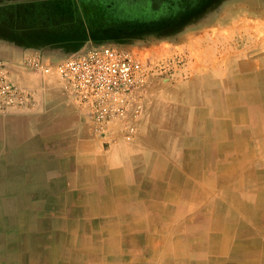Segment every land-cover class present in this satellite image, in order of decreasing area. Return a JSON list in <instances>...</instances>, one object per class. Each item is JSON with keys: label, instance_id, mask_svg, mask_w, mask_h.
<instances>
[{"label": "crops", "instance_id": "1", "mask_svg": "<svg viewBox=\"0 0 264 264\" xmlns=\"http://www.w3.org/2000/svg\"><path fill=\"white\" fill-rule=\"evenodd\" d=\"M75 4L0 0V60L41 95L0 114V264H264V0H210L107 40L154 65L130 140L115 124L97 134L55 67L19 64L94 41L66 36ZM51 5L68 18L46 21Z\"/></svg>", "mask_w": 264, "mask_h": 264}, {"label": "built area", "instance_id": "2", "mask_svg": "<svg viewBox=\"0 0 264 264\" xmlns=\"http://www.w3.org/2000/svg\"><path fill=\"white\" fill-rule=\"evenodd\" d=\"M181 66L184 56L160 63ZM9 61L0 60V114L27 111L40 100L36 89L20 87L12 79ZM19 64L38 74L57 69L63 91L89 112L94 131L107 136L119 125L130 140L146 108L148 83L154 65L113 42H89L61 58H48L39 50L25 52ZM107 144H109L107 142Z\"/></svg>", "mask_w": 264, "mask_h": 264}, {"label": "trees", "instance_id": "3", "mask_svg": "<svg viewBox=\"0 0 264 264\" xmlns=\"http://www.w3.org/2000/svg\"><path fill=\"white\" fill-rule=\"evenodd\" d=\"M94 0H79V5L80 8L77 4H75V12L77 13L76 17L73 18L72 26L73 29L71 30V34L66 35L69 38H75V36H80L83 34V36H90L94 41L96 42H103L107 41L110 39L114 40H124V38H129L132 36L131 34H121L122 32L129 31L127 30L128 28H139L142 29V31L146 30H151V29H157L160 28L161 25L163 24H176L180 23L181 20L179 21L178 19L174 18L173 20H168V17L172 16H178L180 13H183L184 11L182 8L184 7V4H170L166 3L165 5L159 9L158 11L154 12L155 10H152V14H157L160 15V18H152L149 19V21H144L145 19L142 20H133L131 21L130 19H125L127 20L126 22L124 21H119L117 17H113V15L107 11L106 8L100 9V7H96L95 4L93 3ZM169 1V0H168ZM140 4L139 2L136 1V4ZM108 5V4H104ZM145 7L144 5H142ZM61 7H56V6H47L45 7V18L46 21L47 19H51L52 21L54 20H60L65 21L64 19L68 18L65 16L64 12H62L63 15L58 16V11ZM72 8V7H70ZM102 8V7H101ZM203 8V6L201 7ZM96 10V11H95ZM40 11V10H39ZM65 11V10H64ZM52 14H48V13ZM70 12H72L70 10ZM95 12H104L106 16L109 19V23L106 27L104 28H98L101 23L95 22L93 20L92 13ZM69 14V13H68ZM15 14L13 15L15 19ZM84 19V20H83ZM107 20V18H105ZM72 20V19H71ZM114 20L118 23H127V27L125 29H120V28H115L112 27L111 24L114 23ZM137 21V22H136ZM66 24V23H65ZM30 27L32 26L31 24L29 25ZM138 26V27H137ZM135 34V33H133Z\"/></svg>", "mask_w": 264, "mask_h": 264}, {"label": "rangeland", "instance_id": "4", "mask_svg": "<svg viewBox=\"0 0 264 264\" xmlns=\"http://www.w3.org/2000/svg\"><path fill=\"white\" fill-rule=\"evenodd\" d=\"M136 1L139 2L140 4L138 3L136 4ZM97 2L98 0L93 1L94 4ZM165 2L170 3L171 1L170 0L169 1L168 0H101L100 1L99 0L100 4H95V6L100 7L102 11L104 8H106V12L109 11L113 15V17H117L118 19H120L119 21L126 22L127 20L125 19H130L131 21L145 19L144 21H149V19H152V18H156V19L160 18V15L152 14V10H155L154 12L158 11L165 5ZM104 4H108V5L104 6ZM142 5H144L145 7H143ZM202 6H203V3L197 6L196 5L191 6L189 4L187 8L185 7L182 8V10L184 11L183 13H180L178 16L168 17V20H173L174 18H176L179 21L181 20L182 22L189 15L195 14L198 11H200L202 9L201 8ZM92 16L95 22L101 23L100 26L98 27L100 29L106 27L109 23V19L104 12L102 13L95 12V13H92ZM105 18H107V20ZM176 24H179V23H176ZM127 25H128L127 23H120V22L117 23L115 20H114V23L111 24L112 27L120 28V29H125ZM170 25H173V24H163L161 25L160 28H165ZM127 30L129 31H126L124 33L122 32L121 34L125 35V34H133V33L142 32V29H139V28H128ZM176 55H179V54H175L172 57L166 58V60L173 59V57H175ZM145 61H148V58H146ZM177 67H180V66L172 62L171 64L166 65V67L163 69H168V73H171L173 72V69Z\"/></svg>", "mask_w": 264, "mask_h": 264}, {"label": "flooded vegetation", "instance_id": "5", "mask_svg": "<svg viewBox=\"0 0 264 264\" xmlns=\"http://www.w3.org/2000/svg\"><path fill=\"white\" fill-rule=\"evenodd\" d=\"M170 4H184V7L187 8L188 5L190 4L191 6H194V5H199L201 3H206L210 0H170Z\"/></svg>", "mask_w": 264, "mask_h": 264}, {"label": "bare ground", "instance_id": "6", "mask_svg": "<svg viewBox=\"0 0 264 264\" xmlns=\"http://www.w3.org/2000/svg\"><path fill=\"white\" fill-rule=\"evenodd\" d=\"M120 46V45H119ZM262 96V95H261ZM231 108V107H230ZM229 111V110H228ZM212 125V124H211ZM218 156V155H217ZM3 183V182H2ZM4 186H5V184H4ZM28 194V193H27ZM22 197V196H21ZM23 200V199H22ZM44 253V252H43Z\"/></svg>", "mask_w": 264, "mask_h": 264}, {"label": "water", "instance_id": "7", "mask_svg": "<svg viewBox=\"0 0 264 264\" xmlns=\"http://www.w3.org/2000/svg\"><path fill=\"white\" fill-rule=\"evenodd\" d=\"M101 1V0H100ZM89 42H91V41H89ZM89 42H87V43H89ZM93 42H96V41H93Z\"/></svg>", "mask_w": 264, "mask_h": 264}]
</instances>
